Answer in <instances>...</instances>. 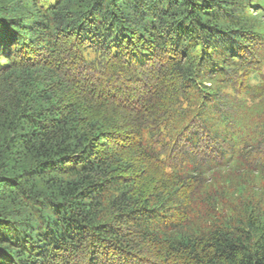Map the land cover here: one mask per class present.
<instances>
[{"label": "trees", "instance_id": "trees-1", "mask_svg": "<svg viewBox=\"0 0 264 264\" xmlns=\"http://www.w3.org/2000/svg\"><path fill=\"white\" fill-rule=\"evenodd\" d=\"M264 0H0V264H264Z\"/></svg>", "mask_w": 264, "mask_h": 264}, {"label": "rangeland", "instance_id": "rangeland-1", "mask_svg": "<svg viewBox=\"0 0 264 264\" xmlns=\"http://www.w3.org/2000/svg\"><path fill=\"white\" fill-rule=\"evenodd\" d=\"M263 71H264V66H263Z\"/></svg>", "mask_w": 264, "mask_h": 264}]
</instances>
